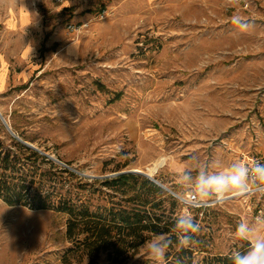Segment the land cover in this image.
Returning <instances> with one entry per match:
<instances>
[{"label":"rangeland","instance_id":"rangeland-1","mask_svg":"<svg viewBox=\"0 0 264 264\" xmlns=\"http://www.w3.org/2000/svg\"><path fill=\"white\" fill-rule=\"evenodd\" d=\"M30 2L34 16L20 28L24 1L0 0V69L9 75L0 113L56 165L93 179L143 175L164 158L152 177L176 197L191 187L186 170L264 163V0ZM190 211L207 214L208 252L193 264H208L249 247L235 227L264 217V195ZM67 219L0 197V264H153L145 244L154 235L127 257L113 248L94 257L68 239Z\"/></svg>","mask_w":264,"mask_h":264},{"label":"trees","instance_id":"trees-1","mask_svg":"<svg viewBox=\"0 0 264 264\" xmlns=\"http://www.w3.org/2000/svg\"><path fill=\"white\" fill-rule=\"evenodd\" d=\"M3 128L0 121V197L9 205L66 215L68 239L91 248L94 257L103 251L111 257L110 248L117 257H127L132 249L160 233L173 241L167 264H193L197 254L208 252L206 234H201L207 214L194 217L200 224V231L193 235L196 243L178 249L174 220L180 215L179 204L150 178L129 172L93 179L80 175L56 165ZM67 178H75L77 185L66 184ZM208 264L232 262L225 256Z\"/></svg>","mask_w":264,"mask_h":264},{"label":"clouds","instance_id":"clouds-1","mask_svg":"<svg viewBox=\"0 0 264 264\" xmlns=\"http://www.w3.org/2000/svg\"><path fill=\"white\" fill-rule=\"evenodd\" d=\"M189 185L186 191L175 197L184 209L175 217V246L178 249L190 248L196 241L195 233L200 231V224L191 214L190 209L209 201L222 204L237 197L264 195V163L252 161L251 164L235 161L227 171L209 173L205 168L184 173ZM235 238L247 242L246 250L235 248L230 253L232 264H264V217H256L252 221H240L235 227ZM173 245L171 237L160 233L151 237L145 244L147 255L153 264H165L168 249Z\"/></svg>","mask_w":264,"mask_h":264},{"label":"crops","instance_id":"crops-1","mask_svg":"<svg viewBox=\"0 0 264 264\" xmlns=\"http://www.w3.org/2000/svg\"><path fill=\"white\" fill-rule=\"evenodd\" d=\"M19 1H24L23 11L26 12V14H24L23 21H22L20 15H19V23L17 24V26H19L20 28H23V27H26L28 25V23L31 21L32 16H34L33 15L34 14V11L32 9V5H31V2H30L31 0H19ZM19 7H20L19 9H21V3H19ZM20 12H21V10H20ZM71 44L72 43H68V44L64 45L62 47L63 50H66L67 52H69V50L71 48L70 47ZM25 50H26L25 52L27 54H31L30 47L28 49H25ZM69 54L72 55V56H75V54L72 53V52H69ZM3 71L5 72L4 73V81L2 82V80L0 79V88L5 87L6 84H7V82H8V80H9V75L7 73L8 72V69H3V68L0 69V73L3 72Z\"/></svg>","mask_w":264,"mask_h":264},{"label":"water","instance_id":"water-1","mask_svg":"<svg viewBox=\"0 0 264 264\" xmlns=\"http://www.w3.org/2000/svg\"><path fill=\"white\" fill-rule=\"evenodd\" d=\"M0 118H1V120H2V122H3V124L6 125V127H7L8 130L10 131V133H11L13 136H15L19 141L23 142V141H22L17 135H15L14 133H12L11 128L8 126V123L6 122L5 118L2 116L1 113H0ZM23 143L27 145V143H25V142H23ZM28 146H30V145H28ZM30 147H32V146H30ZM32 148H34V147H32ZM128 172L131 173V172H134V171H128ZM121 173H125V172H120V173H117L116 175L121 174ZM143 175H145L146 177L150 178L152 181H154L156 184H158L159 186L162 187V185H161L160 183H158V182H157L152 176H150L148 173H145V174H143Z\"/></svg>","mask_w":264,"mask_h":264},{"label":"bare ground","instance_id":"bare-ground-1","mask_svg":"<svg viewBox=\"0 0 264 264\" xmlns=\"http://www.w3.org/2000/svg\"><path fill=\"white\" fill-rule=\"evenodd\" d=\"M164 161H165L164 158H162L158 160L157 162H155L151 167L148 168V171H149L148 174L150 176H153V174L157 171V169L163 165Z\"/></svg>","mask_w":264,"mask_h":264},{"label":"built area","instance_id":"built-area-1","mask_svg":"<svg viewBox=\"0 0 264 264\" xmlns=\"http://www.w3.org/2000/svg\"><path fill=\"white\" fill-rule=\"evenodd\" d=\"M70 28H73V27H71L70 26ZM252 161H259V162H262V160L259 158V157H253V158H251V160H250V162H249V164H251L252 163ZM206 204H203V205H198V206H196V207H193V208H199V207H203V206H205ZM192 208V209H193ZM191 210V209H190Z\"/></svg>","mask_w":264,"mask_h":264}]
</instances>
